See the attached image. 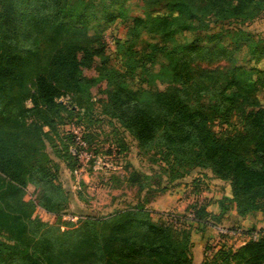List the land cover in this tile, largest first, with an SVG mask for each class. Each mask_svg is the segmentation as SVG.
<instances>
[{
    "label": "trees",
    "instance_id": "1",
    "mask_svg": "<svg viewBox=\"0 0 264 264\" xmlns=\"http://www.w3.org/2000/svg\"><path fill=\"white\" fill-rule=\"evenodd\" d=\"M145 1L166 11L149 24L131 19L130 35L145 28L162 45L128 56L120 72L110 64L103 36L119 0H0V264H193L190 230L154 222L145 206L117 210L106 219L68 222L61 229L57 219L67 195L35 159L32 145L44 137L42 127L55 131L66 112L56 102L60 97L90 109L85 86L98 89L104 114L140 150L159 151L176 174L171 180L182 177L179 169L186 175L201 168L229 184L231 198L218 200L219 214L207 210L208 200L180 220L202 229L220 224L233 207L241 218L264 215V99L258 97L264 96V69L256 67L264 61V41L240 37L236 43H246L241 49L226 43L227 32H211L228 18L252 20L264 0ZM92 20L97 24L90 27ZM184 31L203 34L185 37ZM214 63L222 65L213 68ZM154 64L168 74V87L160 90L149 79L145 89L126 87L130 75L148 77ZM232 119L240 122L239 130L216 132L211 126L214 121L231 126ZM141 177L134 172L131 182L146 188L149 178L139 182ZM40 209L55 222L39 219ZM254 230L244 233L252 237ZM221 242L201 264H264V228L236 250Z\"/></svg>",
    "mask_w": 264,
    "mask_h": 264
},
{
    "label": "rangeland",
    "instance_id": "2",
    "mask_svg": "<svg viewBox=\"0 0 264 264\" xmlns=\"http://www.w3.org/2000/svg\"><path fill=\"white\" fill-rule=\"evenodd\" d=\"M92 1L95 4L99 3V0ZM163 10L157 9L156 6H148L145 0H119L113 11L116 18L103 32L106 55L114 69L124 72L131 56L140 57L147 54L150 52L148 47L150 44L162 45L161 42L157 43L152 33L145 28L135 36L130 35L133 27V22L130 20L139 18L149 24L155 21L157 16L165 13L166 9ZM94 16L96 21L100 20L101 10ZM96 24L97 22L92 20L89 26H96ZM221 31L229 34L225 41L230 47L235 45H239L241 49L246 47L243 41L236 43L240 37L250 38L256 43L263 42L264 5L250 21L228 18L213 26L211 30L212 33ZM89 34H92V30ZM196 34L203 33L189 31L181 33L185 37H193ZM179 38L180 35L177 32L171 41L172 44L176 45ZM218 65L222 64H212L213 68ZM256 67L263 70L264 61H260ZM150 68L152 73L148 77L130 75L127 78L126 87L145 89L148 86L146 83L148 79L160 90L168 87V74L161 71L158 64ZM85 75L93 76L94 74L91 71H85ZM84 89L90 95L92 103L90 109L79 108L69 96L60 97L56 102L62 104L66 112H61V117L56 120L55 131L42 127L44 137H41L39 143L38 136L32 145V150L36 154L35 159L44 162L46 168L50 169L55 183L59 184L67 195V206L60 219H57L61 229H64V225L68 222L78 224L85 218L106 219L117 210L141 205L151 212L154 222H168L176 230L188 229L191 235L194 231H199L200 227L197 224L180 220V217H191L194 205L199 206L207 198L212 200L215 198L210 210H216V202L228 192L229 184L216 180L209 170L201 168H195L186 175H184V169H179L177 173L183 174L182 177L171 180L169 176L176 174L170 171L159 151L140 150L138 142L116 120L104 114L98 102L100 98L98 89L90 86H85ZM258 97L261 101L264 99L261 93ZM27 107H31V104L27 103ZM231 124V126H225L219 121H214L211 126L216 132L237 131L241 128L237 119H232ZM134 172L143 176L139 182L149 178L146 188H141L140 183L131 182ZM196 184L199 185V193L193 191ZM31 192L33 189L29 188L28 198H31ZM28 198L25 197L26 200ZM158 198L161 200L158 201ZM40 210L42 213L35 214L39 219L49 224L55 222L54 215ZM216 212L219 213V210ZM174 216H178L179 220L174 219ZM260 216L263 219L262 228H264V215ZM254 218H249L246 221L247 225L240 228L237 225L233 226L232 222L227 223V230L234 228L239 234L230 232V235L222 237L217 229L218 235L212 241L209 240L204 256L211 257L217 251L216 245L218 246L219 239L222 240L221 245L225 248L236 250L247 241V235L244 233L246 230L255 228L253 234L257 235L262 228L256 229L259 224H254L257 220ZM250 224L254 225L251 227ZM195 241H197L196 237H194Z\"/></svg>",
    "mask_w": 264,
    "mask_h": 264
},
{
    "label": "crops",
    "instance_id": "3",
    "mask_svg": "<svg viewBox=\"0 0 264 264\" xmlns=\"http://www.w3.org/2000/svg\"><path fill=\"white\" fill-rule=\"evenodd\" d=\"M216 180L223 182V183H226V182L221 181L219 179H216ZM228 188H229L228 192L224 196H222L223 198L224 197L231 198L230 186ZM161 198H158L157 200L160 201ZM208 200H210V205L207 207V210L209 212H211L212 214H215V215L219 214L216 212L217 210L220 211L219 206H218V202H216V204H217L216 208L217 209L213 210V211L210 210V207H212L213 203L215 202V198L213 200L210 198H207L206 201H208ZM258 214H259V216H258ZM260 215H261L260 213H255L252 215H248L244 218H241L236 214L235 208L233 207L232 209L229 210L228 214H226L224 216V218L221 220L220 224H218L217 226H207L206 228H202L199 231H194V233L191 235V241H192L191 255L193 258V264H201V262L203 261V259L205 257L204 254H205V251L207 248V244H208V242L210 243V241H212V239L217 237L218 234H217L216 230L218 228L222 227V228L227 229L226 228V227H228L227 223H230V222H232L231 224H233V226L237 225L240 228V227H243L244 225H247L246 221L249 218L252 219L255 216H257L256 218H254V219H257L256 221H254V224L257 225V223H258L259 226H256V229L257 228L260 229V227L261 228L263 227V219ZM254 224H250L251 227ZM250 225H248V227H250ZM228 229H230V228H228ZM241 229H244V228H241ZM194 237H196V239H197V241H195V242H194Z\"/></svg>",
    "mask_w": 264,
    "mask_h": 264
},
{
    "label": "built area",
    "instance_id": "4",
    "mask_svg": "<svg viewBox=\"0 0 264 264\" xmlns=\"http://www.w3.org/2000/svg\"><path fill=\"white\" fill-rule=\"evenodd\" d=\"M218 230H219V235L221 236V235H226V234H231V233H236V234H239L238 232H236V231H228L227 229H225V228H218ZM231 232V233H230ZM253 239V240H255L256 238H257V235L256 234H253L252 235V237H246V240H249V239ZM216 247H217V245H216Z\"/></svg>",
    "mask_w": 264,
    "mask_h": 264
}]
</instances>
